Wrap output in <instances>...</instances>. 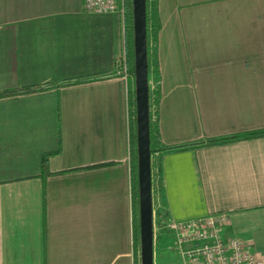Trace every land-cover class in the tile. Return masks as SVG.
<instances>
[{
	"label": "crops",
	"instance_id": "obj_1",
	"mask_svg": "<svg viewBox=\"0 0 264 264\" xmlns=\"http://www.w3.org/2000/svg\"><path fill=\"white\" fill-rule=\"evenodd\" d=\"M155 3L154 205L165 222L227 214L264 262V134L248 136L264 132V0ZM123 58L121 14L0 0V91L96 76L0 98V264H133Z\"/></svg>",
	"mask_w": 264,
	"mask_h": 264
},
{
	"label": "trees",
	"instance_id": "obj_2",
	"mask_svg": "<svg viewBox=\"0 0 264 264\" xmlns=\"http://www.w3.org/2000/svg\"><path fill=\"white\" fill-rule=\"evenodd\" d=\"M123 3V23H124V58L121 67L125 69L126 80L128 82L127 104H128V151L130 165V190H131V210H132V247L133 264H141V237H140V186H139V146H138V121H137V100L135 91V17L133 0H122ZM145 26V53H146V72L147 80L149 76L158 73L157 59V8L155 0H145L144 8ZM96 76L80 77L64 81L53 79L46 86H27L11 90L0 91V98L12 96L21 92H29L37 89H55L63 86L78 85L90 82ZM160 102V91L158 88L147 86V133L149 160V185L150 193L161 195L162 179L158 162L155 155L164 149L160 141L158 109ZM154 109V114L153 110ZM264 132H257L248 136H260ZM188 145L173 147L174 149L188 148ZM50 153L42 156L40 162V174L42 179L52 174L48 169V159ZM112 162L74 168L73 170L92 168L96 166L110 165ZM65 172V171H63ZM62 173V172H60Z\"/></svg>",
	"mask_w": 264,
	"mask_h": 264
},
{
	"label": "built area",
	"instance_id": "obj_3",
	"mask_svg": "<svg viewBox=\"0 0 264 264\" xmlns=\"http://www.w3.org/2000/svg\"><path fill=\"white\" fill-rule=\"evenodd\" d=\"M82 7L88 13L123 16L122 0H82ZM121 74L126 78L124 68ZM166 224L185 264H264L246 238L227 235L231 224L227 214L170 220Z\"/></svg>",
	"mask_w": 264,
	"mask_h": 264
},
{
	"label": "water",
	"instance_id": "obj_4",
	"mask_svg": "<svg viewBox=\"0 0 264 264\" xmlns=\"http://www.w3.org/2000/svg\"><path fill=\"white\" fill-rule=\"evenodd\" d=\"M145 0H133L134 5V17H135V91L137 100V121H138V146H139V186H140V237H141V258L142 264L152 263V251H151V237L148 226V231L143 239L142 221H143V209L145 212V219L147 225L150 220V185H149V160L150 154L148 150L149 140L147 133V72H146V53H145V26H144V8ZM138 5V6H137ZM139 20V21H138ZM139 22V25H138ZM138 34V39H137ZM138 49L142 55V68H143V80H144V97L142 106H140L138 97ZM144 145V146H143ZM144 148V150H143ZM143 154V155H142ZM143 174V178H142ZM143 190H142V186ZM144 198V204H143Z\"/></svg>",
	"mask_w": 264,
	"mask_h": 264
},
{
	"label": "rangeland",
	"instance_id": "obj_5",
	"mask_svg": "<svg viewBox=\"0 0 264 264\" xmlns=\"http://www.w3.org/2000/svg\"><path fill=\"white\" fill-rule=\"evenodd\" d=\"M145 3V2H144ZM155 88V87H154ZM154 107L152 108L154 114ZM150 158V157H149ZM153 195H150V220L149 230L151 237L152 263L154 256L161 252L154 261V264H185L174 249L171 242V234L167 229V222L161 215V207H155ZM170 247V249H168ZM166 249V250H165ZM168 249V250H167ZM164 250V251H163Z\"/></svg>",
	"mask_w": 264,
	"mask_h": 264
},
{
	"label": "bare ground",
	"instance_id": "obj_6",
	"mask_svg": "<svg viewBox=\"0 0 264 264\" xmlns=\"http://www.w3.org/2000/svg\"><path fill=\"white\" fill-rule=\"evenodd\" d=\"M136 2L138 4V0H136ZM138 25H139V22H138ZM137 55H138V61H137L138 62V97H139L140 106H142L143 97H144V80H143V68H142L143 60H142V55H141V52L139 49H138ZM143 150H144V148H143ZM142 178H143V174H142ZM143 204H144V198H143ZM142 230H143V233H142L143 239H145V235L148 231V225H147V222L145 219L144 209H143Z\"/></svg>",
	"mask_w": 264,
	"mask_h": 264
}]
</instances>
